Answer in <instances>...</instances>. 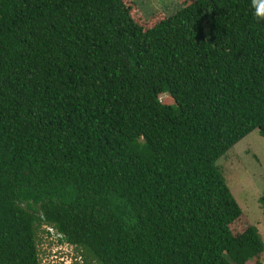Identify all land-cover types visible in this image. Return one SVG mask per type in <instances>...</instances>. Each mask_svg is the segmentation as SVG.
I'll return each mask as SVG.
<instances>
[{"label": "trees", "instance_id": "1", "mask_svg": "<svg viewBox=\"0 0 264 264\" xmlns=\"http://www.w3.org/2000/svg\"><path fill=\"white\" fill-rule=\"evenodd\" d=\"M254 128L249 0L146 28L122 0H0V264H38L42 224L95 264H264L255 226L230 230L243 215L215 165Z\"/></svg>", "mask_w": 264, "mask_h": 264}, {"label": "rangeland", "instance_id": "2", "mask_svg": "<svg viewBox=\"0 0 264 264\" xmlns=\"http://www.w3.org/2000/svg\"><path fill=\"white\" fill-rule=\"evenodd\" d=\"M128 7L132 19L146 28L171 14L178 7L193 0H122ZM158 99L177 110L167 92L158 93ZM142 147V138L133 141ZM215 165L221 172L227 187L242 211L243 217L230 224L231 232L237 233L244 225L242 221L255 226L263 244L259 261L264 260V209L259 196L264 193V139L256 128L225 150ZM38 264H95L84 258L80 248L70 245L45 233L41 225L35 233ZM252 257L245 264H252ZM234 264V263H232Z\"/></svg>", "mask_w": 264, "mask_h": 264}, {"label": "clouds", "instance_id": "3", "mask_svg": "<svg viewBox=\"0 0 264 264\" xmlns=\"http://www.w3.org/2000/svg\"><path fill=\"white\" fill-rule=\"evenodd\" d=\"M264 0H249L251 14L257 22H264Z\"/></svg>", "mask_w": 264, "mask_h": 264}, {"label": "built area", "instance_id": "4", "mask_svg": "<svg viewBox=\"0 0 264 264\" xmlns=\"http://www.w3.org/2000/svg\"><path fill=\"white\" fill-rule=\"evenodd\" d=\"M44 231L46 234H48L50 237H54L56 238V236L58 237V234L55 233V230L53 229L52 226L47 225V224H42Z\"/></svg>", "mask_w": 264, "mask_h": 264}, {"label": "snow or ice", "instance_id": "5", "mask_svg": "<svg viewBox=\"0 0 264 264\" xmlns=\"http://www.w3.org/2000/svg\"><path fill=\"white\" fill-rule=\"evenodd\" d=\"M262 7H264V5H262Z\"/></svg>", "mask_w": 264, "mask_h": 264}]
</instances>
